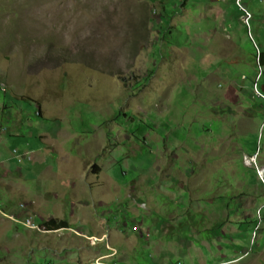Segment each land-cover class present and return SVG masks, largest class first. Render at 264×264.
<instances>
[{
    "label": "rangeland",
    "instance_id": "1",
    "mask_svg": "<svg viewBox=\"0 0 264 264\" xmlns=\"http://www.w3.org/2000/svg\"><path fill=\"white\" fill-rule=\"evenodd\" d=\"M235 3L0 0V208L47 226L0 211V264H264V0Z\"/></svg>",
    "mask_w": 264,
    "mask_h": 264
},
{
    "label": "trees",
    "instance_id": "2",
    "mask_svg": "<svg viewBox=\"0 0 264 264\" xmlns=\"http://www.w3.org/2000/svg\"><path fill=\"white\" fill-rule=\"evenodd\" d=\"M236 4V3H235ZM239 8H241L240 7V5H238V4H236ZM241 5H242V7L243 8H245L246 10H248L247 9V7H245L243 4H242V1H241ZM241 11H243L242 9H240ZM249 11V10H248ZM244 12V11H243ZM251 13V12H250ZM252 14V13H251ZM257 48H258V50H259V53H257V51L255 50V47H254V45H253V50H254V56H255V58H257V60H258V62H259V64H257V66H256V69H255V71H253V72H250V74L248 73V79H250L255 85H256V87H257V89L259 90V92L260 93H262L263 95H264V84L263 83H261L260 81H263V79L264 78H262L263 77V72H262V70L260 69V67H262V66H264V50H262L261 48H259V45L257 46ZM260 74V78L258 79V81H257V77H258V75ZM263 84V85H262ZM256 97V99H257V101H259V103H258V105H259V107H261V108H263L264 109V97L263 96H255ZM41 113V109L39 108V110H38V115ZM263 116H264V114H263ZM2 201V198L0 197V202ZM20 211H19V213H17L16 215L18 216V217H20L21 218V215L23 214V211H24V208H21L20 207V209H19ZM5 211V210H4ZM6 212L8 213V211L6 210ZM27 216V215H26ZM39 222H43L44 223V221H41V220H39ZM20 224V223H19ZM22 225V224H21ZM53 226H54V228L53 229H56V230H58V229H60V228H63V227H69L70 225H69V222L67 221V220H63V219H60V220H58L57 222H54L53 223ZM44 228H45V230H46V227L47 226H43Z\"/></svg>",
    "mask_w": 264,
    "mask_h": 264
},
{
    "label": "built area",
    "instance_id": "3",
    "mask_svg": "<svg viewBox=\"0 0 264 264\" xmlns=\"http://www.w3.org/2000/svg\"><path fill=\"white\" fill-rule=\"evenodd\" d=\"M241 1L242 0H236V3L238 5H240V7L244 10V12H245L244 19L246 21H248L249 18L251 17V13L242 7ZM14 153L17 154L16 158H17L18 163H23L25 161L31 162L33 160V158H32L33 154L30 151H25L23 154H19L18 150L15 149ZM20 207H21V205H20ZM21 208H23V207H21ZM0 211L5 216H7L9 219H11L12 221L20 223L27 228L29 227L31 229L41 230V226H46V224H44L43 222H39V220H37L35 217H33V215H27L24 218H20L16 214L7 213L6 211L2 210L1 208H0Z\"/></svg>",
    "mask_w": 264,
    "mask_h": 264
},
{
    "label": "crops",
    "instance_id": "4",
    "mask_svg": "<svg viewBox=\"0 0 264 264\" xmlns=\"http://www.w3.org/2000/svg\"><path fill=\"white\" fill-rule=\"evenodd\" d=\"M3 161H6V160L3 159L1 162H3ZM1 162H0V163H1Z\"/></svg>",
    "mask_w": 264,
    "mask_h": 264
},
{
    "label": "clouds",
    "instance_id": "5",
    "mask_svg": "<svg viewBox=\"0 0 264 264\" xmlns=\"http://www.w3.org/2000/svg\"><path fill=\"white\" fill-rule=\"evenodd\" d=\"M60 229H62V228H60ZM59 230V229H58Z\"/></svg>",
    "mask_w": 264,
    "mask_h": 264
}]
</instances>
